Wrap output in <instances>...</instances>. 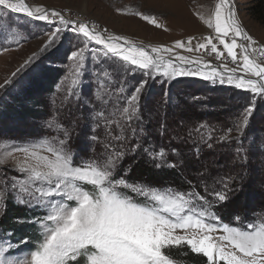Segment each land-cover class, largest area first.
Segmentation results:
<instances>
[{
    "label": "snow or ice",
    "instance_id": "6c2138e0",
    "mask_svg": "<svg viewBox=\"0 0 264 264\" xmlns=\"http://www.w3.org/2000/svg\"><path fill=\"white\" fill-rule=\"evenodd\" d=\"M0 13L9 16V27L13 14L52 25L45 33L48 39L40 49L42 54L56 55L62 41H79V46L67 49L64 56L72 61L73 85L81 88L88 78V62L102 51L107 68L95 70L101 81L98 87L105 89L108 81L101 77H108L125 93L120 133L113 136L106 129L102 158H88L89 137L99 141V134L93 135L87 126L79 150L74 151L71 120L57 121L55 126L45 120L47 132L13 138L21 142L0 160V225L7 221L12 225L0 233V264H176L174 257L180 253L202 256L206 258L203 264H264V223L257 226L249 221L242 229L222 222L219 214L228 210V219L239 221L237 206L245 192V170L253 176L264 173V136L252 139L247 147L242 142L252 135L256 117L264 110V43L242 25L235 0H219L214 13L204 20L211 35L150 50L94 22L71 19V11L33 7L26 0H0ZM136 15L161 27L155 16ZM213 54L220 61L216 66L204 58ZM35 59L30 58L17 72ZM126 76L135 80L127 92L120 83ZM179 77L233 86L246 93L245 103L219 135H214L213 126L203 123L189 129L183 116L174 124L160 123L154 135L150 126H142L148 109L146 89L150 81L167 87L172 81L179 83ZM11 84L12 80H6L0 89ZM94 100L106 103L99 92ZM80 103L88 119L97 105L90 109L83 100ZM68 111L71 114L70 106ZM103 116V111H95L97 121ZM160 137L169 141L179 138L182 144L191 140L192 155L185 156L175 144L166 148L158 143ZM113 141H118L119 147ZM217 145L236 148L231 160L239 170L231 169L215 186L209 188L205 183L201 192L200 184L191 179L185 188L162 178L167 170L183 174L192 169L203 180L210 179L203 151ZM254 161L257 167H253ZM133 164L155 175L151 180L138 178ZM255 183L252 179L249 187ZM260 183L264 186V179ZM31 233L39 235L33 239ZM14 251H27L28 256L22 261L13 259Z\"/></svg>",
    "mask_w": 264,
    "mask_h": 264
},
{
    "label": "rangeland",
    "instance_id": "374dc122",
    "mask_svg": "<svg viewBox=\"0 0 264 264\" xmlns=\"http://www.w3.org/2000/svg\"><path fill=\"white\" fill-rule=\"evenodd\" d=\"M26 2L33 7L42 6L71 11L72 16L70 18L72 19L79 18L85 22H94L101 29H107L109 33L114 35L127 37L129 42L150 50L154 46L172 47L176 41H186L189 37H195L196 40H199L202 37L211 35L212 30L207 27L204 20L214 13L215 5L219 0H26ZM235 4L242 25L254 38L264 43V21L259 22L251 15V9L257 4V0H235ZM136 13L155 16L161 27L157 28L155 25L141 19ZM51 28L52 25L43 21L32 20L23 14H13L11 27H9V16L7 13H0V84H4L6 80L13 81V84L0 89V103L8 104V102L19 101V99L24 97L23 93L27 89L29 90L31 86L30 78L41 81L40 72L42 69L44 72L50 73H55L56 71V76L59 77L57 85L48 95L37 98L35 104H31L32 107L41 108L43 114H39L38 117L40 119L41 115L42 119L34 121L35 125L31 123L23 125L21 134H18L17 130V125L20 122L15 119L9 122V127L5 125V127L0 129V160L6 158L4 154L11 151L14 144L21 142L19 139L13 138L25 136L33 131L47 132L48 129L44 127L45 120L51 122L54 126L57 121H72L71 128L74 129L72 146L74 151L79 150L77 145L86 126L92 130L93 135L98 133L99 141H93L89 137L88 158L103 157L107 135L106 129L111 131L113 136L120 133L118 125L122 122L121 110L124 106L122 97L125 93H120L117 89V82L109 80L108 77H101V79L108 81L106 88L101 89L98 87L101 81L97 79L95 70L101 67L107 68V65L102 63L105 59L102 51L96 53L95 59H90L88 62V78L83 80L84 87L73 85L72 81L76 77L74 70L71 68L72 61L66 60L64 53L73 46H79V41H62L63 47L56 55L50 53L42 54L40 49L48 39L45 33ZM196 40L193 41L194 44ZM99 47L97 46V48ZM5 49L8 50L5 51ZM174 51H179L182 55H199L195 52L187 53L183 50ZM86 56H90V54L86 52ZM33 57L36 58L34 63L24 67L23 71L17 72L18 69L25 65L26 61ZM204 58L213 63L217 62L214 54L205 55ZM40 61H42V64L39 63ZM37 63H39L38 69H34ZM13 73H17V75L14 77ZM22 74L29 77L21 79L23 83H21V80L16 83L22 77ZM179 79L203 81L199 77H179ZM174 82L176 81H172L167 87ZM120 83L127 92L131 85L135 83V80L130 76H126ZM207 83L212 86L234 88L229 85ZM97 92L104 97L106 103L94 100ZM1 93H4V95H1ZM90 99L91 103H89ZM80 100L87 103L90 109L93 108V105H97L95 111H103L104 116L97 121L95 119V111H93L92 116L85 119V107L83 103H80ZM20 103H22V100ZM69 106L71 107V114L68 111ZM78 106L79 111H77ZM77 120L79 123H76ZM97 122L100 127L96 126ZM33 126L37 127L34 128ZM128 134L130 133L125 132V135ZM44 138L48 139L50 137L45 136ZM113 143L119 147L118 141H113ZM15 155L17 157L22 156L21 153H16ZM130 159L128 158V160ZM213 173H215L214 169L207 175L211 177ZM190 177L192 176H188L189 179L194 178ZM200 179L203 180L201 177ZM216 182L214 181V183ZM259 193L258 190H251L250 194L243 200L242 205H240L242 207L239 212L243 211L244 208L248 210L241 212L240 220L237 222L227 219L226 221L230 226H239L243 229L249 221H254L257 226L260 223H264V196L258 197ZM246 202L248 203L247 205ZM245 212L250 214L245 215ZM4 227L7 228V226ZM4 227L1 228L0 225V233L3 232ZM220 234L215 233L214 235L218 236ZM38 235L39 233H34L33 239ZM177 255L174 257L176 264H188L183 256ZM27 256V251H14L12 258L22 261Z\"/></svg>",
    "mask_w": 264,
    "mask_h": 264
},
{
    "label": "trees",
    "instance_id": "16d2710c",
    "mask_svg": "<svg viewBox=\"0 0 264 264\" xmlns=\"http://www.w3.org/2000/svg\"><path fill=\"white\" fill-rule=\"evenodd\" d=\"M251 15L259 22L264 21V0H257V4L251 9ZM42 61L39 63L42 64ZM39 63L34 66V69H38L37 67L39 66ZM40 74L41 81L30 78L31 86L29 90L27 89L23 93L24 97L19 99V101H11L8 102V104L0 103V129L5 127V125H8L9 127V122L15 119L17 122H20L19 125H17V130L18 134H21V128H23V125L25 126L27 123L35 125L34 121L39 119L38 115L43 114L41 108H36L34 105V107H32L31 104H35L37 98H41V96H45L46 94L48 95L55 85H57L56 83L58 82L59 77L56 76V71L55 73H50L44 72L42 69ZM26 77L29 76L22 74V77H20L16 83H19L21 79H25ZM22 81L23 80H21V83H23ZM178 81L179 83L176 81L169 87H165L163 84L156 81H150V87L146 89V95L148 96V109L144 113L146 119L142 126H150L154 135L156 128L160 123L166 122L168 124H174V121L179 120L182 116L185 118V122L189 129H191L193 125L198 126L203 123L213 126L216 129L214 135H219L226 127L233 123L237 112L245 103L243 96L246 95V93L232 87L223 88L220 86H212L205 81L198 80L188 81L186 79H179ZM165 91L168 92V96L164 95ZM1 95H4V93H1ZM194 97H199L200 99L197 100L194 99ZM21 100L22 103L19 104ZM177 104L180 105L179 108L176 107ZM40 119H42L41 115ZM251 131L252 135L249 136L247 140H243L242 138L245 147L251 143L252 139L264 136V110H261L260 116L256 117ZM232 135L235 136V132H233ZM158 143L166 148L169 144H175L181 148L185 156L192 155L193 148L191 140L187 144H182L179 138H174L169 141L166 137H160ZM235 153L236 148L232 145H217L214 149L205 148L203 151V162L209 169L207 174H210L212 169L215 170V173L211 175V178L206 181L201 180L199 174L192 169L185 170L183 174L179 171L167 170L163 173L162 178L177 187L181 185L184 187L186 185L187 187L188 176H192L194 177V180H191L195 181L194 183L200 184L198 190L202 192L205 183L211 188L216 185L214 181H218L221 176L227 174L231 169L237 168V170H239L238 166L231 160V157ZM257 166L258 162L254 161L253 167ZM132 167L136 169L135 175L138 178L151 180L153 175H155L154 171L149 170L146 167H141L140 164H133ZM216 173H219V175H216ZM245 176V192L239 198L237 206L239 216H241V212L248 210L247 208H244L243 211L239 212V209L242 207H240V205H242L243 200H245V197L250 194L251 190H258L260 192L258 197L260 196V198L262 195L264 196V186L260 183V180L264 179V173L257 172L255 176H253L251 172L245 170ZM252 179H255L256 183L249 187ZM257 201L258 199L256 198V202ZM247 204L248 203L246 202V205ZM13 214H15V212H13ZM219 214L221 216V221L227 223L226 220L229 216L228 210L220 212ZM244 214L249 215L250 213L245 212ZM4 226L11 227V221L3 223L1 228ZM20 234L21 233L18 232V235ZM31 235L33 237L34 233H31ZM180 255L185 258V261L188 264H203L206 260V258L196 254L188 255L187 253H180Z\"/></svg>",
    "mask_w": 264,
    "mask_h": 264
},
{
    "label": "built area",
    "instance_id": "2783aa9c",
    "mask_svg": "<svg viewBox=\"0 0 264 264\" xmlns=\"http://www.w3.org/2000/svg\"><path fill=\"white\" fill-rule=\"evenodd\" d=\"M72 19V18H71ZM205 36V35H204ZM222 47V46H221ZM217 61V60H216ZM212 63V65L213 66H216V65H218L219 63H220V61H217V62H215V63H213V62H211ZM230 66H232V65H230Z\"/></svg>",
    "mask_w": 264,
    "mask_h": 264
}]
</instances>
